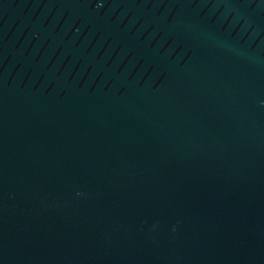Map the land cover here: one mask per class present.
<instances>
[{
	"label": "water",
	"instance_id": "95a60500",
	"mask_svg": "<svg viewBox=\"0 0 264 264\" xmlns=\"http://www.w3.org/2000/svg\"><path fill=\"white\" fill-rule=\"evenodd\" d=\"M0 264H264V0H0Z\"/></svg>",
	"mask_w": 264,
	"mask_h": 264
}]
</instances>
